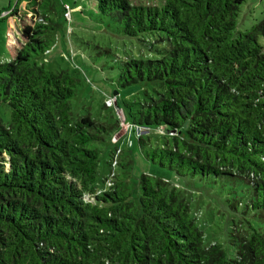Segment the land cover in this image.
I'll use <instances>...</instances> for the list:
<instances>
[{
	"label": "trees",
	"instance_id": "trees-1",
	"mask_svg": "<svg viewBox=\"0 0 264 264\" xmlns=\"http://www.w3.org/2000/svg\"><path fill=\"white\" fill-rule=\"evenodd\" d=\"M26 1L0 18L15 24L0 61V264H264V19L240 30L246 0H78L60 14ZM67 7L133 40L100 68L122 118L76 101L79 79L42 62ZM121 119L168 175L134 174Z\"/></svg>",
	"mask_w": 264,
	"mask_h": 264
},
{
	"label": "rangeland",
	"instance_id": "rangeland-1",
	"mask_svg": "<svg viewBox=\"0 0 264 264\" xmlns=\"http://www.w3.org/2000/svg\"><path fill=\"white\" fill-rule=\"evenodd\" d=\"M46 2V0H44ZM58 14H60L62 2H66L71 6L75 7L78 4V0H54ZM134 4L147 3L149 0H132ZM24 12L29 8L26 0H0V18H3L5 14H8L13 10L15 6ZM238 22L240 23V30L246 31L251 28L252 25L260 23L264 19V0H246V2L241 6L239 12ZM52 18L58 22L59 28L54 36V46L44 55L42 62L48 66L55 69L67 70L73 73L74 77L78 78L82 86L78 88L79 95L76 101L79 102L80 97H82L81 103L87 108L100 109L101 116H114L116 118H122L120 111L116 108H110L112 101H108V96L112 93L115 95L117 93L116 87L112 85L111 82L106 81L110 79V76L115 74L109 71H101L100 68H106V65L112 64V60L116 57H122V52L124 48H128L129 44L133 41L123 38L119 35L115 28L107 22L104 21L102 25L98 22V18L95 14L88 11H84L80 16H75V12L72 14V19L64 20L62 17L55 16L52 14ZM90 19L95 28H88V22L85 20ZM13 20V19H12ZM10 18L8 20L0 22V61L5 60L3 42L5 39V29L6 25L10 26L11 29H15V24ZM11 21V22H10ZM103 28L106 30L104 31ZM102 29V30H101ZM101 30V31H100ZM262 42V40H259ZM100 54V55H98ZM112 75V76H113ZM137 89L132 87L129 89H120L119 96L117 99L119 102L124 100H129L131 98V93ZM109 91H112L111 93ZM113 97V96H112ZM91 98L94 100V104L91 103ZM106 102V105L104 104ZM104 104V107L102 105ZM111 106H116L111 104ZM121 123V131L119 133V138L124 139V143L131 146V151L134 153L136 161L134 164V174L139 176L143 172H162L164 175L169 173L166 171H160L151 166H147L142 162V154L140 153L137 141L132 135L130 126L125 124L124 120ZM125 150V147H124ZM217 191L216 189H214ZM210 191V192H215ZM193 196L194 200L192 205L194 206V217L198 220L199 225L205 230L206 241L212 243L213 239L209 232L210 228H207V219L205 217L203 199L197 197L195 194H190ZM209 207V206H208ZM213 221V219H211ZM220 219H218L214 224L209 225V227H214L216 230H220ZM213 229V228H212ZM208 231V232H207ZM215 240L223 243L224 249L227 254L232 257L233 251L230 246L226 244L225 232ZM210 239V241H209Z\"/></svg>",
	"mask_w": 264,
	"mask_h": 264
},
{
	"label": "built area",
	"instance_id": "built-area-1",
	"mask_svg": "<svg viewBox=\"0 0 264 264\" xmlns=\"http://www.w3.org/2000/svg\"><path fill=\"white\" fill-rule=\"evenodd\" d=\"M70 11H69V8L67 7L66 8V11H65V13H64V16H65V18L69 21L70 20Z\"/></svg>",
	"mask_w": 264,
	"mask_h": 264
},
{
	"label": "crops",
	"instance_id": "crops-1",
	"mask_svg": "<svg viewBox=\"0 0 264 264\" xmlns=\"http://www.w3.org/2000/svg\"><path fill=\"white\" fill-rule=\"evenodd\" d=\"M6 15V14H5ZM11 22V21H10Z\"/></svg>",
	"mask_w": 264,
	"mask_h": 264
}]
</instances>
